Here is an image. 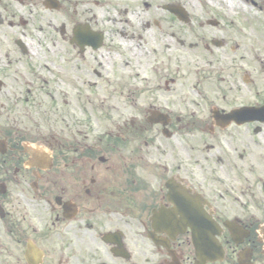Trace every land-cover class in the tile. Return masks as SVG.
Here are the masks:
<instances>
[{
  "label": "flooded vegetation",
  "instance_id": "flooded-vegetation-1",
  "mask_svg": "<svg viewBox=\"0 0 264 264\" xmlns=\"http://www.w3.org/2000/svg\"><path fill=\"white\" fill-rule=\"evenodd\" d=\"M263 60L264 0H0V264H264Z\"/></svg>",
  "mask_w": 264,
  "mask_h": 264
},
{
  "label": "rangeland",
  "instance_id": "rangeland-1",
  "mask_svg": "<svg viewBox=\"0 0 264 264\" xmlns=\"http://www.w3.org/2000/svg\"><path fill=\"white\" fill-rule=\"evenodd\" d=\"M252 66L255 69L250 72V78L253 82L249 85L248 99L252 102L264 103V60L252 61ZM262 131L253 132L252 143L249 146L251 152V167L252 172L249 180L252 182V191L254 192V199L264 200V124L261 125ZM264 203V202H263ZM264 207V204H263ZM262 207V208H263ZM254 211V209H252Z\"/></svg>",
  "mask_w": 264,
  "mask_h": 264
},
{
  "label": "water",
  "instance_id": "water-1",
  "mask_svg": "<svg viewBox=\"0 0 264 264\" xmlns=\"http://www.w3.org/2000/svg\"><path fill=\"white\" fill-rule=\"evenodd\" d=\"M227 117L229 119L235 120L241 119L264 121V106H261L259 108H242L238 110H233L227 115ZM188 225L192 228V242L196 248V253L199 258L206 256L210 253H215L218 251L221 252L219 245H217V243L214 241V236H207L203 234V231L206 229H217V225H215L209 220L197 219L188 220ZM239 264H245V262L241 258H239Z\"/></svg>",
  "mask_w": 264,
  "mask_h": 264
},
{
  "label": "bare ground",
  "instance_id": "bare-ground-1",
  "mask_svg": "<svg viewBox=\"0 0 264 264\" xmlns=\"http://www.w3.org/2000/svg\"><path fill=\"white\" fill-rule=\"evenodd\" d=\"M183 224H186V223H183ZM203 233H204V231H203ZM205 252H206V249H205ZM211 254H214V253H211Z\"/></svg>",
  "mask_w": 264,
  "mask_h": 264
}]
</instances>
